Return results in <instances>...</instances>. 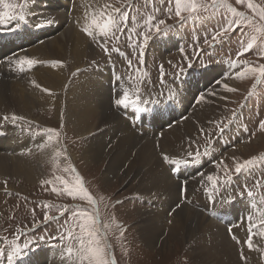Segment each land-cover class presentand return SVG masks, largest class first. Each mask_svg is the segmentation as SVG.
I'll return each mask as SVG.
<instances>
[{"label": "rangeland", "instance_id": "374dc122", "mask_svg": "<svg viewBox=\"0 0 264 264\" xmlns=\"http://www.w3.org/2000/svg\"><path fill=\"white\" fill-rule=\"evenodd\" d=\"M21 0L14 2L20 3ZM37 0H35L36 2ZM107 2L111 7L109 11L112 9H120L121 12L127 11L128 12V21L127 26L122 25L124 27V31L128 30V33L134 29L135 31L132 32L133 40L128 42L131 43H138L142 41V37L137 39L138 34L144 31L143 22L147 19L148 16H154L155 19L153 23H158L159 20H164L165 24L161 25V30L164 31L170 28L173 23L175 22H188V23H196V19L206 17H212L215 21L216 27L210 29L202 34H192L187 38V43L183 49V52H179L173 55H169L166 57V61H163L157 68V74L151 72V74L147 77V80L150 83L144 84V90L151 91V84L155 82H159L161 80V66H163L164 76L169 74H175L178 70L185 69L189 65H192L193 62L197 64H204L209 59V54L214 49L216 53H225L227 59L232 61L233 58L236 62L240 61H248L249 63H264V57H261L259 53L264 50V33L258 32L257 28L264 27V20H261L259 15H255L251 9L247 7V3H238L237 0H226L228 4L232 7L236 8L239 12L244 13L249 19L252 20V24L255 25L249 26L247 22L244 23L241 28H237L236 31L226 34L228 35V39L222 40L219 43L215 44V47H209L204 43L205 39L209 41L212 40V33L214 31L219 30L220 26H223L227 23V20L233 19L231 14H226V10L224 8H220L217 13L214 15L209 13H205L203 11L199 12L196 15L189 16L188 13H184L185 20L181 21L175 15V2L172 0L169 3V0H150V3L147 5L142 6L139 8L140 11H145L147 13L146 17H144L140 23H138L135 27L132 24L130 8L134 7L136 4L142 2V0H102ZM3 2L12 3V0H0V11H3ZM201 3L207 2L211 3V0H200ZM253 3L259 5L260 7H264V0H253ZM164 5V12L161 11V7ZM155 7V8H154ZM154 8V9H153ZM171 8L172 11L169 12L168 9ZM24 12V10H23ZM16 13H14L15 15ZM225 14L227 15V20L225 19ZM69 15L73 16L72 11H69ZM118 15V14H116ZM27 16V15H26ZM71 20V17H70ZM68 20V21H70ZM12 22H19V19H14L9 21L8 24ZM72 23V22H71ZM69 23V24H71ZM55 23L50 24L49 26H53ZM200 30L205 29V25H201L199 27ZM117 32V36H119ZM155 31L150 33V37L155 35ZM253 37L255 40L253 41ZM122 37L120 39H116L114 37L112 43L110 44V40H107V46L109 52L114 57L115 49L121 48L118 45L120 44ZM105 41V37L99 36L98 39L91 41V46L87 56L82 58L80 61V65L82 66L80 69L76 68L74 70L69 63V67L67 69V82L63 85L62 95H67L69 98L73 99V96L76 92L80 91L82 96V105L85 110H87V103L92 98V95L88 93V91L81 86H79L78 82L81 78H83V74H90L91 65L94 62H97L104 58V54L107 52L101 46L102 43ZM93 42V43H92ZM248 43H253V48L246 52L242 56H238V53L242 51L243 47H245ZM87 44V42H86ZM218 44H224L223 47L218 48ZM94 47V48H92ZM96 49V50H95ZM202 50V51H198ZM145 53L146 47L144 51V56L141 58L139 49L133 46L131 51V61L134 58H138L132 64L135 67L136 73H134V77L136 79L142 78L144 76V67H145ZM160 55L161 52L156 51L155 47L153 46L152 55L155 57L156 55ZM134 56V58H133ZM164 60V55H162ZM234 61V60H233ZM104 64V63H103ZM156 66V64H155ZM242 67V65H241ZM72 69V71H71ZM236 69V68H235ZM34 71V69H32ZM240 69L238 68V71ZM71 71V72H70ZM95 71V69H94ZM222 71V67L219 66L215 68L214 74L210 77V90H208L204 95L203 100L199 99L195 101L194 105L192 106V110H197L201 108L203 102H205V108L210 106V98L211 104L215 102L212 96L217 94L219 97L221 95V91L223 89L222 85L225 83V80L222 79L217 83V78L220 76ZM101 74V73H100ZM100 74L97 75L96 80L100 78ZM182 75V74H179ZM163 76V77H164ZM123 78L126 79V75H123ZM226 79V78H225ZM90 80V77L88 78ZM236 84L231 86L235 88V92H230L227 95L226 103H224V108L220 112L219 118H215L206 122L205 125L197 126L195 133L191 136L193 138H188V140L183 141L184 147L182 151L183 155L179 152L169 153L172 157H168L169 160H179L184 159L188 156V152H199L198 149V142L205 143L206 140L201 141L205 138L206 134L212 133L214 130L221 129L225 126L228 122H230L234 118V114L237 112H242V116L247 118L246 113L244 112V108L252 101L258 99V97L264 94V79H257L256 77L246 78V79H237ZM91 81V80H90ZM70 83V84H68ZM220 87V89L218 88ZM216 88V89H215ZM132 89V90H131ZM130 90L133 92L136 90L130 85ZM215 90V91H214ZM256 92L254 97H249L250 92ZM133 92V93H135ZM111 95L113 96L112 92ZM207 95V96H206ZM208 96L209 99L207 98ZM151 96L149 98H152ZM213 101V102H212ZM74 106V103H73ZM264 106V102H263ZM191 110V111H192ZM34 123H31L32 120H27L26 124L23 122L18 125V127H22L24 132L30 133L29 136H36L37 134L40 135L41 133H45L46 129H55L59 132V142H61V151L56 155H53L49 158L46 162H42L43 164L40 165L41 171V178L35 184H26L24 181H15V180H1L0 181V249L6 251H10L13 249V245L16 247L18 246L19 249H24L25 245L20 242L21 239L31 238L33 235L38 234V232L42 234H51L56 238L60 237L62 233L66 235L65 232V221H69L71 223V211L76 209L77 207L88 209L89 211H93V206L89 205L87 201L81 199H73L72 197L63 194L62 189L64 185L61 183L60 180H57L56 177H61L63 180L68 181L69 185L75 182L76 174H79L80 177L83 179V184L88 192L92 195V197L97 201L99 207V215L100 219L103 223L108 224L110 227L107 229L106 240L104 241L108 247V252L114 257L115 264H203L197 258L199 253H204L203 249L197 250L198 254H195L194 250L190 247V241L186 238L183 241H174L172 242L170 239L166 241L168 244V249H160V246L153 249L146 245V243L140 238V225H143L147 220L153 219L154 221L157 220L158 215L157 212H162L163 210L160 209L157 205H155V196L157 192H155L154 188L153 192L147 195H141L140 193L135 191L137 180L130 181V179L126 180L127 178L123 179L121 176H118L117 179H113L112 181L106 182L104 180V169H105V161H92V162H84L86 159L84 158V145L85 147L91 145L87 142V138L80 136L77 133L72 122H67L65 117H61L60 120L58 117H55L54 110H44L41 107H37V109L33 113ZM65 120V121H64ZM261 121H264V109L262 108L261 104L256 106V109L253 111L252 115V124L255 126V130L251 132V135L248 136L244 141L240 144L246 145L245 152L243 154H237L236 156L233 155L237 145H235L232 149L226 151L219 159L220 162H214L210 166H208L204 171L199 172L197 175L193 176L192 179L187 180L184 185L182 182L175 181L174 177H171L172 180L175 182V186L172 184L168 186V193L164 194V202L167 204L170 198H173V205L177 203L174 207H169L171 209L167 212H170L166 217V224L171 227L172 217L177 214V210L179 205L184 203V207H189L193 211H204L205 209H216L213 208L214 206H219L222 202H224L223 198H231L234 195V191L226 195L228 193V189L226 186L223 190H217L211 188V183L207 180V176L209 175L208 171L211 175L218 177V184L220 180L223 181V176L227 177L230 174H234L235 166L237 163H243L245 160H250L255 158L257 161H261V166L264 167V129L260 127ZM195 122V119L194 121ZM207 123H209L207 125ZM197 124V123H196ZM202 130V131H200ZM199 132V133H198ZM11 132H8L10 134ZM198 134V135H197ZM197 135V136H195ZM219 133L213 138V143L217 141ZM23 136V135H22ZM27 137V138H28ZM117 139V138H115ZM188 143L187 145H185ZM189 145V146H188ZM110 146V145H109ZM209 144H206L201 151H205ZM112 146H110L111 148ZM187 148V149H186ZM186 149V150H185ZM200 153V152H199ZM227 153H231L232 155L228 158ZM186 154V155H185ZM158 155V152H157ZM197 156L196 154H192ZM191 155V156H192ZM160 158L163 157L162 153H160ZM235 158V159H233ZM164 161V160H163ZM167 163L166 161L162 162L160 160V164ZM226 166V167H225ZM75 169V173L71 170L65 171V169ZM168 171L167 166L165 171ZM170 172V171H169ZM205 174H201L204 173ZM202 175L204 178L195 179L198 175ZM123 175V173H122ZM238 175V174H235ZM231 176V175H230ZM229 176V177H230ZM261 175L257 176L255 181L251 183L255 189L254 195L262 196L257 198V204L255 203V207L260 210L261 204L260 200L264 202V178L260 177ZM155 178V180H154ZM221 178V179H220ZM240 178H244L246 180L248 177L242 176ZM200 179V185L198 189V185L192 186V183L197 182ZM228 179V178H227ZM158 177H153L150 179V182L157 181ZM5 181L7 183H5ZM45 181H49L50 183H45ZM257 182H259L260 187H257ZM164 183H166L164 181ZM223 183V182H222ZM238 184H236L237 186ZM240 186L243 183L239 184ZM238 185V188H239ZM180 186V187H178ZM181 186H184L185 191L181 194ZM56 188L57 191H53V188ZM134 187V188H132ZM178 189H175L177 188ZM248 188V184L244 189ZM252 188V187H251ZM226 189V190H225ZM178 191V195H177ZM213 191V193H212ZM224 191L226 193H224ZM155 192V193H154ZM162 192H164L162 190ZM60 193V194H58ZM203 193V194H201ZM204 195V196H203ZM218 196V197H214ZM199 196V197H198ZM144 197V198H142ZM194 197V198H193ZM201 197V198H200ZM207 197V198H206ZM190 198H193L191 201ZM203 198V199H202ZM222 198V199H220ZM254 199V197H249ZM230 200V199H228ZM259 200V201H258ZM203 203L207 206V208L199 209L194 208L191 204ZM207 202V203H206ZM248 203L247 200H245ZM191 203V204H190ZM186 204V206H185ZM210 205V206H209ZM59 206H68L69 211L65 212L63 216L59 215L58 208ZM257 208H255V212H257ZM139 213L142 216L139 217ZM46 214H49L54 217H59L56 220H45L44 217ZM203 214V213H202ZM208 215V214H207ZM209 217V216H208ZM174 218V217H173ZM49 221L57 222L56 227L54 228H46L43 226L44 223ZM206 224H210L211 221L209 218L206 217L205 219ZM249 224L252 228L253 238L254 239L257 235H261L259 233V229L264 222L260 225L253 220V216L249 218V222L247 223L248 229ZM139 226V227H138ZM206 226V225H205ZM205 226L203 229L197 234L199 238H196L198 242L205 236ZM222 226V225H221ZM76 231H79L77 228ZM140 232V233H139ZM235 232L234 228H231V236L238 237L237 233ZM249 234V233H248ZM168 236V233H165V236ZM166 236V237H167ZM262 236V235H261ZM260 236V237H261ZM245 238V237H244ZM248 240V238L246 239ZM171 241V242H169ZM189 241V242H188ZM62 244V251L64 249L67 251V247L71 246L75 250L76 244L75 241H68L66 239H60ZM238 250H242L245 246H248L247 243L240 244L235 242ZM256 243V242H255ZM200 251V252H199ZM257 251L260 252L259 249ZM252 250L248 252L247 255H250ZM201 253V254H202ZM207 252H205L206 254ZM53 254V253H52ZM239 254V252H238ZM264 254V251L261 252V256ZM8 255H4L3 258H0V264H8L7 257ZM244 256V255H243ZM16 257V256H15ZM14 257V258H15ZM36 257V256H32ZM13 258L12 264L17 263ZM63 258V259H62ZM67 254H58L55 259L54 264H66ZM61 259V260H60ZM245 259V257H244ZM58 260V261H57ZM198 260V261H197ZM249 261H253L248 259ZM62 261V262H61ZM240 262V258L237 260ZM213 263L210 264H218L216 261H212ZM261 262V260H260ZM259 258H255V264H260ZM225 263V262H224Z\"/></svg>", "mask_w": 264, "mask_h": 264}, {"label": "bare ground", "instance_id": "6f19581e", "mask_svg": "<svg viewBox=\"0 0 264 264\" xmlns=\"http://www.w3.org/2000/svg\"><path fill=\"white\" fill-rule=\"evenodd\" d=\"M42 1L48 5L46 10L40 11L29 6L24 9V15H27L33 21H35V18L39 20L38 18L41 15L42 18L38 24L49 26L55 23L60 28L59 33L8 59L4 63L3 71L0 72V134L11 132L10 134L12 135V138L7 142L10 146L9 150L3 152V149H0V181L15 180L17 182L24 181L26 184H35L41 178L39 167L43 164L42 162H46L61 151V142L48 141L45 133L28 137L30 133L24 135L26 132H24L22 127H18L21 125L20 122L24 124H26L27 120H32L31 123L35 122L33 113L37 107H41L44 110L52 109L55 117L60 120H62V116L65 117L67 122L73 123L80 136L86 137L89 144L92 143L86 147L84 145V158L86 159L84 162L105 161L103 162V164L105 163V174L103 177L106 182L121 176L123 179H130V181L137 180L135 191L141 195L153 192L151 187L155 189L154 191L157 192L154 200L155 205L163 211L157 212L158 218L156 221L153 219L147 220L138 228L141 232H139L140 238L147 246L153 249L159 246L160 249H168L166 241L170 237H172V242L176 240L183 241L187 238L195 254H198L197 250L199 249L207 252L206 254L201 252L202 254L199 253L197 255V258L203 264L213 263L212 261H216L218 264H240L237 261L239 258L241 264H255L256 257L259 258V262L261 260L260 264H264V256H261V252L264 251V225L258 231L262 236L257 235L252 239V252L247 255L250 251L248 246L238 250L233 240L242 238L248 229L247 223L249 221L241 225V227L246 226L243 232H236L241 227L234 228L238 237H232L231 227L222 225L220 222L208 217L206 211H210V209L193 211L189 207H184V203H182L176 211L177 214L175 213L174 218L172 217L171 227L166 224V216L170 213L167 211L171 210L168 208L176 206L177 203L173 205V198H170L167 204L164 202V194L168 193V186L170 184L175 186V182L172 180L171 177L173 176L169 170L165 171L166 164H160V160L164 162L165 155L168 157L173 156V154L169 155V153L175 154V152H179L182 154V151H184L183 141L188 140L189 137L193 138L191 136L195 133L197 126L205 125L206 122L222 115L220 112L223 110L227 95L230 92L222 89L219 97L214 94L212 96L216 98L214 103L211 104L210 98V106H207V108H205V102H203L201 108L197 110L194 108V110L189 111L184 120L177 122L169 130L163 131L160 138L140 135L130 127L127 120L119 114L118 106L114 104L111 92L116 97H121L125 90L130 95H133L135 91L132 92L130 85L127 83L124 87H122V83L115 90L105 87L104 82L101 80L103 72H101L98 80H96L97 75H95V84L88 80L86 73L83 74V78L78 82L79 86L92 95V98L87 103V110H85L82 105L81 92H76L73 99L69 98L67 95H62L63 85L68 80L67 69L69 63L74 70L76 68L80 69L82 67L80 65L81 59L85 58L89 50H91V41L98 39L100 36L98 32L94 36H89L84 29L90 25L93 14L98 17L104 6L109 4L102 0H75L71 10L73 16H70L69 11L64 12L58 9L51 0H37L35 4H44L41 3ZM70 17L72 20H70ZM22 56H28L35 60L39 67L33 71L30 70L32 66L30 68L26 66L25 70L21 71L14 61ZM236 71H238V68H234L228 76L221 77L220 81L224 79L225 83L230 87L237 85L234 75ZM105 80L111 81L110 78ZM212 83H210V86ZM218 88L220 89V87ZM44 89L48 91H44ZM209 97L211 96L207 98L209 99ZM195 101V99L192 100V105H194ZM13 114L23 117V120H18L13 124L10 120L5 121L3 119L5 116L11 117ZM194 119L195 122H193ZM41 143L45 145L43 148L38 147ZM109 145L112 147L110 148ZM245 146L238 144L233 155L236 156V153L243 154ZM160 153L163 155L161 159H159L161 157ZM227 154L228 158L232 155L231 153ZM201 174L204 175L205 172ZM208 174L211 175L209 171ZM152 176L158 177V180L150 182ZM200 176L202 175L199 174L195 179ZM206 176L208 175H204V177ZM204 177L202 176L200 179ZM200 179L192 183V186L198 185L199 189ZM178 185H181L180 181ZM178 187L175 189H178ZM251 200L255 206L254 202L256 200ZM260 201V210L257 208L260 205L255 207L258 211L255 212L254 209L250 216V218L253 216V220L259 225L264 222V202L263 200ZM242 202L246 203L245 200ZM138 215L139 217L142 216L141 213ZM206 217L210 219V224L205 223ZM204 226L205 236L198 242L194 238ZM165 233L169 235H166V237ZM247 235L248 232L245 236ZM196 238H199V235ZM243 241L245 244V240ZM58 254H67V259L65 258L66 264H72L71 259L68 257V252L65 249L64 252L61 251V248L53 252L48 264H54ZM248 259L253 261L251 262ZM37 263L42 264L43 259L41 257L38 258Z\"/></svg>", "mask_w": 264, "mask_h": 264}, {"label": "snow or ice", "instance_id": "6c2138e0", "mask_svg": "<svg viewBox=\"0 0 264 264\" xmlns=\"http://www.w3.org/2000/svg\"><path fill=\"white\" fill-rule=\"evenodd\" d=\"M172 0H169V3H171ZM175 2V15L180 18L181 21L185 20L184 13H188L189 16H193L198 14L199 12L203 11L205 13L211 12V14H215L219 11L220 8H224L226 10V14H231L233 19L227 20V15L225 14V19L227 20V23L223 26L219 27V30L214 31L212 33V40L209 41L208 39H205L204 43L208 45L209 47H215L216 43H219L222 40L228 39V35L234 31H236L237 28H241L244 25L245 22L249 26L255 27V25L252 24V20L249 19L244 13L239 12L236 8L232 7L230 4L226 2V0H211V3H201L200 0H174ZM238 3H247V7L252 10V12L255 15H259L261 20H264V7H260L259 5H256L253 3V0H237ZM27 6V0H25L24 4L19 3H8L3 2V11H0V25H7L9 21L14 19L24 20L25 15L23 12L17 17L14 15L15 9H22L26 8ZM110 5H105L104 8L100 11L98 17L96 14H93V18L91 20V23L88 27L84 29V31L89 36H94L96 32L100 34L101 37L109 38V37H115L116 39H120V36H117V32L123 34L124 33V27L122 25L127 26L128 21V12L124 11L121 12L120 9H112L111 11H108L110 8ZM169 12L172 11L171 8L168 9ZM118 14V15H116ZM155 17L154 16H148L146 20L143 22L144 31L140 34H138L137 39L139 37H142V41L138 43H134V47L139 49V53L141 58L144 56V50L147 46L149 40H150V33L155 31L156 34H161V25L165 24L164 20H159L158 23H153ZM50 24V22H49ZM47 25L37 24L36 27H43ZM258 32L264 33V27L257 28ZM135 30L132 29L128 34V39L130 41L133 40L131 32H134ZM255 40V37H253V41ZM104 50L108 51L107 46V40H105L101 45ZM253 48V43H248L245 47H243L242 51L238 53V56L244 55L246 52L251 50ZM115 51H119V49H115ZM202 51V50H198ZM181 52H183V49H181ZM259 55L261 57H264V50H262ZM14 63L19 67L21 71L25 70V67L27 66L30 68L31 66L36 64V61L31 59L28 56H22L19 57L14 61ZM129 67H131V61L128 62ZM233 68H239V71L235 72V78L237 79H246V78H252L256 77L257 79H264V63H249L248 61H240L239 63L236 61H230ZM242 65V67H241ZM191 67V65H189ZM161 82H163V66H161ZM183 69H181V72ZM219 83V81H216ZM38 86V85H37ZM223 89L228 92H235L236 89L230 87L227 83H224L222 85ZM44 91H48L47 89H44ZM201 100L204 99L203 96L200 97ZM139 101V97L137 96L135 99H132L127 91L123 93V95L120 98H117L114 100V104L117 106H121L124 108H127L130 104H136ZM235 115V114H234ZM5 121H11L13 124H15L18 120H23V117H19L16 115H12L11 117L5 116L3 117ZM260 127L264 129V121H261ZM202 131V130H201ZM221 133H223L224 129H220ZM45 134L47 136L48 141H56L59 142V132H57L55 129H46ZM45 145L41 143L38 145V147L43 148ZM192 155L191 153L189 154ZM199 156V152L196 154ZM235 159V158H233ZM164 160L170 164H181V163H187L186 161L182 160H169L168 156H164ZM255 158L250 160H245L243 163H237L235 166V172L240 173L242 169L254 164ZM226 167V166H225ZM71 170L75 173V169H65V171ZM57 180H60L61 183L64 185L62 189V193L66 194L73 199H81L87 201L89 205L93 206V211H89L88 209H83L77 207L76 209H73L71 211V223L69 221H65V232L58 237L59 239H66L68 241H75L76 247L75 250L73 247L68 246L67 252L68 257L71 259L72 264H115L114 257L108 252V247L104 241L106 240V234L107 229L110 227L108 224H105L101 221L100 215H99V207L97 201L92 197V195L88 192V190L85 188L83 184L82 177L79 176V174H76L75 182L71 185H69L68 181L63 180L61 177H56ZM207 180L211 183V188L216 189L218 184V177L214 175H208ZM227 181H225L226 183ZM5 183H7L5 181ZM45 183H50L49 181H45ZM257 187H260L259 182H257ZM53 191H57V189L54 187ZM185 191L184 186H181V193ZM60 194V193H58ZM249 197L253 196V192L251 190H248L247 192ZM243 195V194H241ZM69 208L68 206H59L58 212L60 216H63L65 212H68ZM59 217H54L49 214H46L44 219L47 220H56ZM79 229V231H76V229ZM253 233L252 228H249V237L246 241L248 248L252 250L253 248ZM25 248H28V245L24 246ZM20 252L19 247L17 246L14 248L13 252L9 254L6 259L8 264H12L14 256L18 255ZM5 255L4 250L0 249V258H3Z\"/></svg>", "mask_w": 264, "mask_h": 264}]
</instances>
